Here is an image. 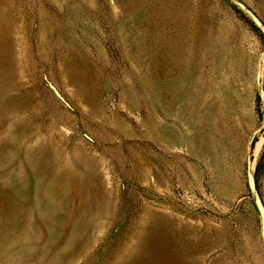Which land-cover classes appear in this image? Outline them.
I'll return each instance as SVG.
<instances>
[{"label":"rangeland","instance_id":"374dc122","mask_svg":"<svg viewBox=\"0 0 264 264\" xmlns=\"http://www.w3.org/2000/svg\"><path fill=\"white\" fill-rule=\"evenodd\" d=\"M264 0H0V264H264Z\"/></svg>","mask_w":264,"mask_h":264},{"label":"trees","instance_id":"16d2710c","mask_svg":"<svg viewBox=\"0 0 264 264\" xmlns=\"http://www.w3.org/2000/svg\"><path fill=\"white\" fill-rule=\"evenodd\" d=\"M262 38L264 39V35L261 33Z\"/></svg>","mask_w":264,"mask_h":264}]
</instances>
